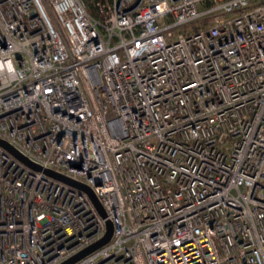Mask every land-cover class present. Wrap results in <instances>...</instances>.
Segmentation results:
<instances>
[{
  "label": "built area",
  "instance_id": "obj_1",
  "mask_svg": "<svg viewBox=\"0 0 264 264\" xmlns=\"http://www.w3.org/2000/svg\"><path fill=\"white\" fill-rule=\"evenodd\" d=\"M92 4L0 0V264H264V0Z\"/></svg>",
  "mask_w": 264,
  "mask_h": 264
},
{
  "label": "water",
  "instance_id": "obj_2",
  "mask_svg": "<svg viewBox=\"0 0 264 264\" xmlns=\"http://www.w3.org/2000/svg\"><path fill=\"white\" fill-rule=\"evenodd\" d=\"M0 143L4 144L5 146L9 147L12 149L11 146H9L5 141L3 140H0ZM13 150V149H12ZM36 167H39L38 165H35ZM46 172L50 173V174H53L61 179H64L72 184H75L81 188H83L84 190H86L90 195L91 197L93 198V200L96 202V204L98 205V207L100 208L101 212L104 213L103 211V208L101 207V205L99 204V202L97 201V199L95 198L94 194L92 193V191L90 190L89 187H87L86 185L80 183V182H77L71 178H68L64 175H61L59 173H56L54 172L53 170H50V169H44ZM111 232H112V225L110 222H108V228H107V232L105 234V236L100 239L99 241L95 242L94 244L90 245L89 247H87L86 249L82 250L81 252H79L78 254H76L75 256L71 257L69 260H67L66 262L62 263V264H69L71 263L72 261H74L75 259L79 258L80 256L84 255L85 253L89 252L90 250L94 249L96 246L98 245H101L103 243H105L106 241H108V239L110 238V235H111Z\"/></svg>",
  "mask_w": 264,
  "mask_h": 264
},
{
  "label": "trees",
  "instance_id": "obj_3",
  "mask_svg": "<svg viewBox=\"0 0 264 264\" xmlns=\"http://www.w3.org/2000/svg\"><path fill=\"white\" fill-rule=\"evenodd\" d=\"M84 1L86 2L87 6H88V8H89L90 10H93V9H94L93 4H92V2H93L94 0H84Z\"/></svg>",
  "mask_w": 264,
  "mask_h": 264
}]
</instances>
